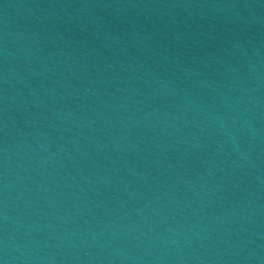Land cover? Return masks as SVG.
I'll return each mask as SVG.
<instances>
[{
    "label": "water",
    "instance_id": "water-1",
    "mask_svg": "<svg viewBox=\"0 0 264 264\" xmlns=\"http://www.w3.org/2000/svg\"><path fill=\"white\" fill-rule=\"evenodd\" d=\"M0 92L223 264H264V0H0Z\"/></svg>",
    "mask_w": 264,
    "mask_h": 264
}]
</instances>
